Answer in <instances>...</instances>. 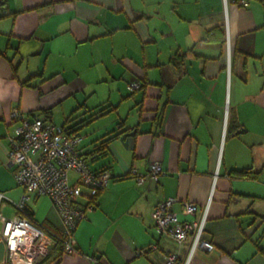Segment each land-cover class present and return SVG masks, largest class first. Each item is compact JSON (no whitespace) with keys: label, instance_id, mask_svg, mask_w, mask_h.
Wrapping results in <instances>:
<instances>
[{"label":"crops","instance_id":"0c3cea01","mask_svg":"<svg viewBox=\"0 0 264 264\" xmlns=\"http://www.w3.org/2000/svg\"><path fill=\"white\" fill-rule=\"evenodd\" d=\"M246 1L0 0V211L13 215L23 193L7 163L14 108L62 118L89 167L111 173L74 230L77 252L54 241L42 264H165L164 252L184 264L192 236L154 230L167 197L181 220L207 205L202 238L213 248L197 246L188 264H264V0ZM135 79L143 86L128 92ZM153 161L165 173L138 185L130 169L145 174ZM247 167L255 176L232 172ZM184 200L193 215L180 212ZM28 206L60 234L47 196ZM5 253L0 242V263Z\"/></svg>","mask_w":264,"mask_h":264},{"label":"built area","instance_id":"2783aa9c","mask_svg":"<svg viewBox=\"0 0 264 264\" xmlns=\"http://www.w3.org/2000/svg\"><path fill=\"white\" fill-rule=\"evenodd\" d=\"M246 6V0H239ZM226 69H230V42L227 37ZM141 87L137 79L126 84L129 91ZM13 132L9 136L8 165L12 168V175L17 185L22 187L23 193L17 201H12L14 213L6 216L0 211V242L5 246V255L0 264H39L49 253L54 241L59 243L63 253L77 252L74 230L78 223L86 218L88 211L95 206L97 194L107 187L111 173L107 169L93 171L84 157L79 154L76 144L80 135L67 132L64 125H56L38 116L22 113L14 108L11 111ZM158 161L150 163L145 174L137 172L132 166L130 174L138 185L146 179L156 181L160 174H164ZM71 174L75 179H71ZM47 196L57 209L61 218L60 234L49 228L35 223L27 214V207L32 197ZM0 191V204L5 199ZM85 198L84 203L80 202ZM176 198L167 197L159 201L153 211L154 230L158 234H166L182 242L188 235L192 236L189 259L197 246L206 250L213 248V244L202 238L206 220L207 205L203 208L198 219L181 220L173 210ZM198 205L192 200L181 203L180 212L193 215ZM151 249L157 246L152 244ZM165 264H173L176 255L164 252Z\"/></svg>","mask_w":264,"mask_h":264},{"label":"trees","instance_id":"16d2710c","mask_svg":"<svg viewBox=\"0 0 264 264\" xmlns=\"http://www.w3.org/2000/svg\"><path fill=\"white\" fill-rule=\"evenodd\" d=\"M140 82H141V87H142L143 86V81L140 80ZM101 110L102 109H99L97 112H100ZM32 116H35V115L32 114ZM64 126L66 127V130H67L68 133L73 134V135H78V134L74 133L73 130L70 131L69 127H67L66 125H64ZM117 135H119V133L114 134L112 137H115ZM112 137H109V138L105 139V142H108L110 140V138H112ZM79 154L86 159V157L84 156V153H82L80 150H79ZM86 161H87V159H86ZM103 169H106V168H103ZM103 169H101V170H103ZM93 171H95V170H93ZM96 171H100V170H96ZM232 172H234V174H236L238 176H244V177H252V176H255V172L250 167L242 168V169H234ZM95 202H96V200H95ZM27 214L30 217H32V213H31V210H30V207L29 206L27 207ZM47 256L39 264H42L43 262H45Z\"/></svg>","mask_w":264,"mask_h":264},{"label":"rangeland","instance_id":"374dc122","mask_svg":"<svg viewBox=\"0 0 264 264\" xmlns=\"http://www.w3.org/2000/svg\"><path fill=\"white\" fill-rule=\"evenodd\" d=\"M128 90V89H127ZM138 90L139 89H137V90H135V91H133L134 93H137L138 92ZM128 92H130L129 90H128ZM102 95L104 96V93H102ZM68 107V105L67 104H65L64 106H63V109H66ZM58 109V111H59V113H60V115H61V108L59 107V108H57ZM61 117H62V115H61ZM111 117H114V116H108V118H105V119H98L99 120V122L98 123H102V122H104V121H109L110 119H111ZM60 118V117H59ZM60 120H62V118L61 119H57L56 120V122H58V123H56L57 125H60V123H59V121ZM133 120V116L131 115V113H130V116L128 117V122L129 121H132ZM16 183V182H15ZM19 186V185H18ZM22 188V187H21Z\"/></svg>","mask_w":264,"mask_h":264},{"label":"water","instance_id":"95a60500","mask_svg":"<svg viewBox=\"0 0 264 264\" xmlns=\"http://www.w3.org/2000/svg\"><path fill=\"white\" fill-rule=\"evenodd\" d=\"M135 134V130L132 129L131 131L125 133L124 136H121L120 139H124L125 145L131 146L133 143V136Z\"/></svg>","mask_w":264,"mask_h":264}]
</instances>
